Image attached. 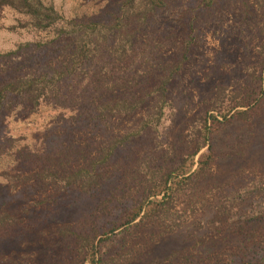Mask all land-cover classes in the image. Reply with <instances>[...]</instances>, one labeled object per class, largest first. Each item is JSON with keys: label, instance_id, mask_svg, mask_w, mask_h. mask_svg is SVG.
I'll list each match as a JSON object with an SVG mask.
<instances>
[{"label": "rangeland", "instance_id": "rangeland-1", "mask_svg": "<svg viewBox=\"0 0 264 264\" xmlns=\"http://www.w3.org/2000/svg\"><path fill=\"white\" fill-rule=\"evenodd\" d=\"M44 1L69 18L107 22L123 0ZM202 2L166 0L151 13L125 59L107 66L124 73L114 88L76 74L35 109L20 97L3 105L0 214L14 219L0 225V264H86L90 242L102 264H264V0ZM191 20L193 43L166 86L163 116L147 126L152 92L181 58ZM31 40L0 29V86L57 66L70 49L66 38ZM121 96L144 100L129 114H99L104 99ZM205 123L194 160L209 152L210 162L174 194L171 215L127 223L151 186L201 144ZM124 137L95 182L63 186Z\"/></svg>", "mask_w": 264, "mask_h": 264}, {"label": "trees", "instance_id": "trees-1", "mask_svg": "<svg viewBox=\"0 0 264 264\" xmlns=\"http://www.w3.org/2000/svg\"><path fill=\"white\" fill-rule=\"evenodd\" d=\"M216 0H203L205 7H210ZM166 5V0H123L119 11L112 15L107 22L100 21H79L65 16L53 3L44 0H0V29L14 33H25L32 37L30 43L41 46L61 38L69 39L70 49L64 60L45 72L30 74L25 77L7 82L0 86V110L5 103H11L18 97L23 98L32 105L33 109L48 97H55L61 82L68 80L73 75L91 74L94 84L104 83V87L114 88L111 80H122L121 71L113 75L110 65L114 62H121L125 59L127 51L132 44L135 33L143 26L148 16L155 10ZM9 19V21H6ZM189 40L183 44V53L178 62L167 69V74L160 78L152 94H157L155 111L145 120L147 126L151 123H159L163 116L165 106L166 86L182 67L186 60V53L193 43L192 20L189 23ZM14 51L6 52L12 54ZM4 55L3 53L0 56ZM97 62H100V64ZM109 66V67H107ZM91 72V73H89ZM110 72V74H109ZM123 93V92H122ZM144 96L134 97H113L104 99L98 106L99 114L125 115L134 111L143 102ZM229 111V110H228ZM228 113V112H227ZM227 113L221 114L226 118ZM237 113L244 114L242 110ZM212 120L217 117L211 115ZM206 121V120H205ZM206 123L201 132L202 142L193 153L187 156L175 170L163 176L148 191L144 200L134 206L126 220L127 223L135 220H163L171 215V202L174 194L183 189L186 182L194 177L202 175L204 169L210 162V153H202L198 160H194L195 154L203 147L207 137ZM127 137L113 139L108 146L104 147L99 156L94 158L89 166L80 168L76 172L63 178V186L67 187L76 184L81 177L87 179L82 183L83 187L95 182V170L103 165L112 155L117 145L122 144ZM188 160V163H187ZM194 167V169H193ZM193 169V170H192ZM53 177H56L53 174ZM93 183V182H92ZM14 219L7 212L0 214V225ZM13 221V220H12ZM179 224H173L170 230ZM114 228H111L113 230ZM84 262L86 264L106 263L99 254V249L92 242L88 245Z\"/></svg>", "mask_w": 264, "mask_h": 264}]
</instances>
